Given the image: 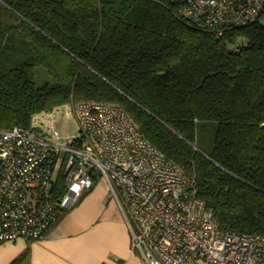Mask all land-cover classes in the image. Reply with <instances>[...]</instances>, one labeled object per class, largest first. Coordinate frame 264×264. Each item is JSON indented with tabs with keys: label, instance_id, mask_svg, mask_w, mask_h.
I'll return each mask as SVG.
<instances>
[{
	"label": "trees",
	"instance_id": "1",
	"mask_svg": "<svg viewBox=\"0 0 264 264\" xmlns=\"http://www.w3.org/2000/svg\"><path fill=\"white\" fill-rule=\"evenodd\" d=\"M70 102L121 109L194 180L220 230L264 236L257 25L218 37L150 0H0V131Z\"/></svg>",
	"mask_w": 264,
	"mask_h": 264
},
{
	"label": "built area",
	"instance_id": "2",
	"mask_svg": "<svg viewBox=\"0 0 264 264\" xmlns=\"http://www.w3.org/2000/svg\"><path fill=\"white\" fill-rule=\"evenodd\" d=\"M150 1L218 37L252 24L264 33V0ZM70 104L78 126L72 140L59 143L32 125L0 131V243L42 240L61 212L102 180L142 264H264V236L220 230L194 180L121 109Z\"/></svg>",
	"mask_w": 264,
	"mask_h": 264
},
{
	"label": "crops",
	"instance_id": "3",
	"mask_svg": "<svg viewBox=\"0 0 264 264\" xmlns=\"http://www.w3.org/2000/svg\"><path fill=\"white\" fill-rule=\"evenodd\" d=\"M0 264H142L130 253L129 234L107 186L101 181L36 242L0 243Z\"/></svg>",
	"mask_w": 264,
	"mask_h": 264
},
{
	"label": "rangeland",
	"instance_id": "4",
	"mask_svg": "<svg viewBox=\"0 0 264 264\" xmlns=\"http://www.w3.org/2000/svg\"><path fill=\"white\" fill-rule=\"evenodd\" d=\"M36 76L38 85L49 81L41 69L37 70ZM32 127L41 130L45 136L59 143L72 140L78 136V126L71 113L70 103L37 115L32 122ZM102 182L106 185L104 181Z\"/></svg>",
	"mask_w": 264,
	"mask_h": 264
}]
</instances>
